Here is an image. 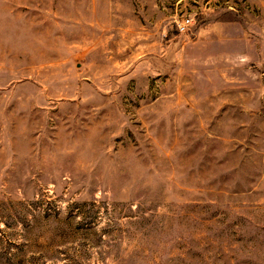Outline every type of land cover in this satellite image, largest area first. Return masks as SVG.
I'll return each instance as SVG.
<instances>
[{
  "label": "rangeland",
  "instance_id": "374dc122",
  "mask_svg": "<svg viewBox=\"0 0 264 264\" xmlns=\"http://www.w3.org/2000/svg\"><path fill=\"white\" fill-rule=\"evenodd\" d=\"M0 264H264V0H0Z\"/></svg>",
  "mask_w": 264,
  "mask_h": 264
},
{
  "label": "built area",
  "instance_id": "2783aa9c",
  "mask_svg": "<svg viewBox=\"0 0 264 264\" xmlns=\"http://www.w3.org/2000/svg\"><path fill=\"white\" fill-rule=\"evenodd\" d=\"M190 22V19L188 17H185L181 23L179 24V28L185 27Z\"/></svg>",
  "mask_w": 264,
  "mask_h": 264
}]
</instances>
